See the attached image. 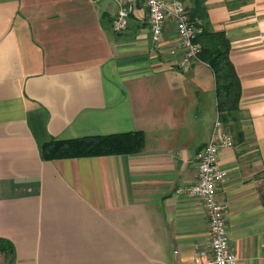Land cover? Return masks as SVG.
<instances>
[{
	"label": "crops",
	"instance_id": "crops-1",
	"mask_svg": "<svg viewBox=\"0 0 264 264\" xmlns=\"http://www.w3.org/2000/svg\"><path fill=\"white\" fill-rule=\"evenodd\" d=\"M205 6L230 41L243 118L242 138L231 133L218 156L228 179L217 201L236 264H264V0ZM117 8L0 0V239L13 246L0 264H207L202 202L176 191L195 182L196 153L218 118L213 71L199 59L180 65L173 21L154 43L142 6L116 34ZM134 131L145 137L135 153L43 150Z\"/></svg>",
	"mask_w": 264,
	"mask_h": 264
},
{
	"label": "built area",
	"instance_id": "built-area-1",
	"mask_svg": "<svg viewBox=\"0 0 264 264\" xmlns=\"http://www.w3.org/2000/svg\"><path fill=\"white\" fill-rule=\"evenodd\" d=\"M117 4L116 16L112 30L122 33L129 25L132 11L139 5L147 12L149 29L154 43L162 39L164 27L168 21L176 25L179 45L183 49L182 67H187L198 60L200 45L196 42L197 28L192 24L183 0H112ZM217 118L211 128L207 143L196 153L197 176L194 183L178 189L197 197L202 202L209 225V255L201 252L198 257L205 259L207 264H236V254L229 246L223 208L217 201V192L227 182V173L218 165V156L222 149L233 146V137Z\"/></svg>",
	"mask_w": 264,
	"mask_h": 264
},
{
	"label": "trees",
	"instance_id": "trees-1",
	"mask_svg": "<svg viewBox=\"0 0 264 264\" xmlns=\"http://www.w3.org/2000/svg\"><path fill=\"white\" fill-rule=\"evenodd\" d=\"M206 0H194V7L188 11L192 24L197 28L196 42L200 45L199 60L207 64L214 74L218 118L225 127L242 138L240 130L241 110L240 82L230 61V41L222 31L211 27ZM144 134L140 131L106 136L84 137L68 141H52L44 146L47 157H91L135 153L143 148ZM49 154V155H48ZM0 252L8 258L13 255V246L0 239Z\"/></svg>",
	"mask_w": 264,
	"mask_h": 264
},
{
	"label": "rangeland",
	"instance_id": "rangeland-1",
	"mask_svg": "<svg viewBox=\"0 0 264 264\" xmlns=\"http://www.w3.org/2000/svg\"><path fill=\"white\" fill-rule=\"evenodd\" d=\"M229 131V130H228ZM230 132V131H229ZM231 134V133H230Z\"/></svg>",
	"mask_w": 264,
	"mask_h": 264
}]
</instances>
